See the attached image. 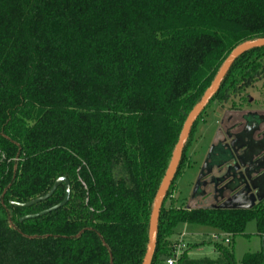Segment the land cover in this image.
<instances>
[{
	"label": "trees",
	"instance_id": "trees-1",
	"mask_svg": "<svg viewBox=\"0 0 264 264\" xmlns=\"http://www.w3.org/2000/svg\"><path fill=\"white\" fill-rule=\"evenodd\" d=\"M262 38L264 0H0V264H142L188 115L232 51ZM263 80L264 48L233 64L209 106ZM180 173L153 264L171 257L180 224L235 238L251 221L262 250L242 264H264V199L251 209L166 208ZM59 178L69 203L21 223L60 204L65 186L31 208L11 203L46 196ZM217 251L218 260L183 254L178 264H235L231 246Z\"/></svg>",
	"mask_w": 264,
	"mask_h": 264
},
{
	"label": "rangeland",
	"instance_id": "rangeland-1",
	"mask_svg": "<svg viewBox=\"0 0 264 264\" xmlns=\"http://www.w3.org/2000/svg\"><path fill=\"white\" fill-rule=\"evenodd\" d=\"M248 111L264 114V80L241 96L230 99L226 104H220L215 100L207 107L192 133L189 147V141L187 143L186 160L183 166L180 165L181 173L174 183L171 195L165 205L166 208H169L173 202L174 208L196 207L195 204L198 201H192L191 196L200 176L199 169H201L212 145L216 142L219 129L222 127L220 115L224 121L223 125L226 127L227 116L232 115L235 122L241 121V115L247 114ZM210 204L211 202L207 200L204 203L201 202V205L197 207L206 208ZM181 235H183L182 241L186 246L184 255H188L190 259L194 260H218L220 254L217 251V246L226 248L231 246L234 251L235 264H242L247 255L260 252L263 245V236L258 231L256 221L249 222L244 234L235 238H232L231 234L222 233L209 226L180 224L175 230V235L169 241L176 244Z\"/></svg>",
	"mask_w": 264,
	"mask_h": 264
},
{
	"label": "flooded vegetation",
	"instance_id": "flooded-vegetation-1",
	"mask_svg": "<svg viewBox=\"0 0 264 264\" xmlns=\"http://www.w3.org/2000/svg\"><path fill=\"white\" fill-rule=\"evenodd\" d=\"M220 120L219 135L199 169L203 178L191 196L196 207L207 200L206 208L242 206L264 196V114L248 111L236 122L231 116L226 127L221 115Z\"/></svg>",
	"mask_w": 264,
	"mask_h": 264
},
{
	"label": "water",
	"instance_id": "water-1",
	"mask_svg": "<svg viewBox=\"0 0 264 264\" xmlns=\"http://www.w3.org/2000/svg\"><path fill=\"white\" fill-rule=\"evenodd\" d=\"M264 48V38L262 39H256L252 41L245 42L241 45H239L237 48H235L232 53L229 55V57L226 59V61L223 63L222 67L220 68L219 72L217 73L214 81L212 82L211 86L208 88V90L204 93L200 101L196 104V106L193 108V110L190 112V114L187 117V120L183 126L179 141L177 145L175 146V149L172 154V158L170 160L169 166L167 168V171L165 173V176L160 184V187L156 193V196L153 201L152 205V211H151V217H150V224H149V237H148V245L145 257L143 259L142 264H153L154 256L156 253V246H157V238H158V228H159V219H160V213L163 208L164 202L166 200V197L168 195V192L172 186V183L174 182L179 167L182 162L184 150L187 146V143L190 139L191 131L195 125V123L198 121L199 117L203 114V112L206 110V108L209 106L210 102L214 99V97L218 94L225 78L227 77L231 67L233 64L244 54ZM205 167V166H204ZM205 169V168H204ZM204 171V170H203ZM203 178L202 174L198 178V183ZM197 183V184H198ZM62 185L65 186L66 195L64 200L58 204L57 206L40 212L38 214L28 215L23 217L20 222L34 220L40 217H43L45 215H48L52 212H55L63 207H65L70 200L71 196V185L68 179L66 178H59L51 191L44 197L38 198L36 200L30 201L26 204H18V203H11V206L15 208H31L33 206L38 205L41 202L49 200L54 193L57 191L59 187ZM198 187V185L196 186ZM264 199V196L262 197H253L252 201L249 202L246 205L237 206V205H230L225 206L222 205L221 209H251L253 208L258 202L262 201Z\"/></svg>",
	"mask_w": 264,
	"mask_h": 264
},
{
	"label": "built area",
	"instance_id": "built-area-1",
	"mask_svg": "<svg viewBox=\"0 0 264 264\" xmlns=\"http://www.w3.org/2000/svg\"><path fill=\"white\" fill-rule=\"evenodd\" d=\"M3 158H5V156H3ZM18 161H19V158H15V159L9 160L8 162L10 163V162H18ZM182 237L183 235L180 236V240L175 244L171 257H169L165 261L164 264H178L179 260L181 259L186 249V246L182 241Z\"/></svg>",
	"mask_w": 264,
	"mask_h": 264
},
{
	"label": "crops",
	"instance_id": "crops-1",
	"mask_svg": "<svg viewBox=\"0 0 264 264\" xmlns=\"http://www.w3.org/2000/svg\"><path fill=\"white\" fill-rule=\"evenodd\" d=\"M232 115H229V116H227L226 117V124H227V126L229 125L230 126V124L228 123V119L231 117ZM222 117V116H221ZM241 121H242V115H241ZM234 122V121H233ZM232 124V123H231Z\"/></svg>",
	"mask_w": 264,
	"mask_h": 264
}]
</instances>
